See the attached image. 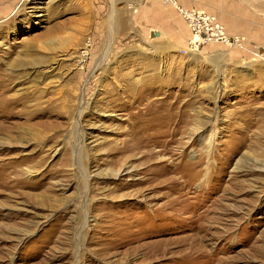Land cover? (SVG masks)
I'll use <instances>...</instances> for the list:
<instances>
[{"label":"rangeland","instance_id":"rangeland-1","mask_svg":"<svg viewBox=\"0 0 264 264\" xmlns=\"http://www.w3.org/2000/svg\"><path fill=\"white\" fill-rule=\"evenodd\" d=\"M0 264H264V0H0Z\"/></svg>","mask_w":264,"mask_h":264},{"label":"bare ground","instance_id":"bare-ground-1","mask_svg":"<svg viewBox=\"0 0 264 264\" xmlns=\"http://www.w3.org/2000/svg\"><path fill=\"white\" fill-rule=\"evenodd\" d=\"M170 1H171V0H170ZM166 2H167V1H166ZM110 35H111V34H110ZM110 37H111V36H110ZM110 37H109V38H110ZM66 39H67V38H66ZM68 39H69V38H68ZM194 39H197V37L195 36ZM69 40H70V39H69ZM51 42H52V41H51ZM62 42H63V41H62ZM53 44H54V43H53ZM101 59H102V58H101ZM101 59H100V60H101ZM101 62H102V61H100L99 64H100Z\"/></svg>","mask_w":264,"mask_h":264}]
</instances>
